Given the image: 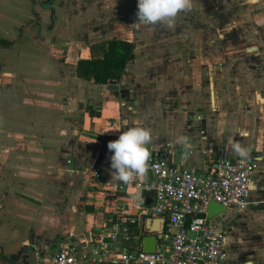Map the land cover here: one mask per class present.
<instances>
[{
  "label": "crops",
  "instance_id": "1",
  "mask_svg": "<svg viewBox=\"0 0 264 264\" xmlns=\"http://www.w3.org/2000/svg\"><path fill=\"white\" fill-rule=\"evenodd\" d=\"M137 12L135 0H0V41L15 42L0 47V264H31L29 255L20 254L25 246L54 253L62 243L94 258L96 236L117 208L131 211L134 232L133 241L120 242L119 250H143L152 234L134 208L139 188L119 193L110 186L116 179L108 149L128 124L121 109L136 111L142 105L151 111L142 113L144 119L166 123V133L152 136L149 148L170 147L173 162L177 148L186 170L206 173L220 159L262 157L248 207L229 218L223 264H239L242 258H235L243 247L234 248L237 228L245 235L262 234L255 246L264 250V0H193L192 9L181 12L172 27L135 29ZM235 38L261 61L256 73L254 67L249 70L253 84H179V77L171 84L161 76L139 77L152 72L154 55L161 52L156 42L170 45L163 51L175 54L176 71L184 74L201 72L204 61L197 58L218 48L227 67ZM112 39L135 44L134 61L118 91L76 75L78 61L91 59L90 45ZM190 57L192 62L185 61ZM131 100L133 105L126 106ZM182 105L189 115L177 112ZM180 137H187L189 146L178 143ZM234 144L247 154L237 153ZM92 170L101 178L87 183ZM145 198L144 206L153 205L155 192H145ZM162 218H152L149 225L158 228ZM250 238L242 241L246 248L252 247Z\"/></svg>",
  "mask_w": 264,
  "mask_h": 264
},
{
  "label": "built area",
  "instance_id": "2",
  "mask_svg": "<svg viewBox=\"0 0 264 264\" xmlns=\"http://www.w3.org/2000/svg\"><path fill=\"white\" fill-rule=\"evenodd\" d=\"M135 1L138 4L139 0ZM169 148H149L151 157L145 177L131 184L116 180L110 185L119 193L140 187L155 192L153 205L135 204L134 208L140 218L169 217L166 230L159 235L156 252L129 247L119 250L120 242L128 245L133 241L134 232L131 211L117 208L110 223L96 236L94 258L79 256L74 246L62 243L54 253L38 251V264H223L228 257L227 231L208 217V206L217 202L226 210L246 209L262 157L252 154L234 160L220 159L206 173H195L176 165ZM91 177L99 180L101 173L90 171L87 183H91ZM191 233L195 236H190Z\"/></svg>",
  "mask_w": 264,
  "mask_h": 264
},
{
  "label": "rangeland",
  "instance_id": "3",
  "mask_svg": "<svg viewBox=\"0 0 264 264\" xmlns=\"http://www.w3.org/2000/svg\"><path fill=\"white\" fill-rule=\"evenodd\" d=\"M155 47L157 48L156 51H161L158 54H155L154 59L151 66L149 69L152 72H143L140 73V78L143 80H153L155 77H160L163 80H168L169 83L175 84L174 79H177L175 77H179V82L183 81V83L179 84H253V81L255 80V75L253 73H250L249 70L255 69V73L257 72V64L260 61L252 59L253 57H250L248 55L250 52L247 51V46H245V42H241L239 39H233V56L231 61L227 62V67L223 66V60H224V55L222 49L218 48L217 51H212L210 55L206 56V58H197L200 61L203 60V65L200 64V70L201 72H194V73H181L176 71V56L175 54L167 55V51H163L164 49H167L168 46L166 45V42L164 44L156 42ZM220 43V44H219ZM217 47H222V42L217 41ZM243 45V46H242ZM184 48L186 49L187 46L184 45ZM245 49V51H243ZM189 51V50H187ZM215 55V56H213ZM152 58V57H151ZM257 58V57H254ZM181 60V58H179ZM185 61L192 62L193 58H187ZM213 62L215 63L216 68L213 69L212 65ZM226 65V64H224ZM198 67V71H199ZM203 67V68H202ZM188 78V79H187ZM132 101L126 105H133ZM142 105L140 108H136V111H127V110H122L121 109V118H124V114L126 119L128 120V124L125 131L130 128L131 126H136L140 125L143 127H148L150 124V120L144 119L142 117V113L146 112H151L149 105ZM148 107V108H146ZM177 106H175L176 108ZM126 108V107H125ZM124 111V114L122 113ZM178 113L183 114V115H189L190 110L185 105L179 106L178 107ZM139 116V117H138ZM160 120L155 119V121L151 122L152 124V136H157L160 137L158 134L159 132L161 133H166V123L164 119L159 118ZM153 139V137H152ZM243 210L240 209H234L233 212H229L226 214H223L219 216L215 222L219 225V227L225 231H229V218H237L240 213ZM237 232H239L238 242L235 244V249L237 250V244L242 245V248H239L237 251V256L235 258L239 257L238 259L239 264L244 263L245 261H261L264 262V250L261 248H257L255 246V238L258 236H262V234H256V233H251L248 235L240 233L239 229H236ZM240 236V237H239ZM248 239L252 240V247L246 248L245 244L246 242H243V239ZM236 263V262H234ZM234 263H228V264H234Z\"/></svg>",
  "mask_w": 264,
  "mask_h": 264
},
{
  "label": "clouds",
  "instance_id": "4",
  "mask_svg": "<svg viewBox=\"0 0 264 264\" xmlns=\"http://www.w3.org/2000/svg\"><path fill=\"white\" fill-rule=\"evenodd\" d=\"M193 0H139L137 22L132 25L135 29L156 24L167 23L174 25L176 17L184 11H190ZM185 146L187 137L177 141ZM152 143V129L136 125L123 131L118 139L108 143L109 151L113 152L111 159L112 178L131 184L135 179L145 177L148 171V161L151 157L149 145ZM232 148L242 156L247 150L239 144Z\"/></svg>",
  "mask_w": 264,
  "mask_h": 264
},
{
  "label": "trees",
  "instance_id": "5",
  "mask_svg": "<svg viewBox=\"0 0 264 264\" xmlns=\"http://www.w3.org/2000/svg\"><path fill=\"white\" fill-rule=\"evenodd\" d=\"M15 42L0 41V47L9 48ZM135 44L112 39L90 45L91 59L78 61L76 75L98 85L111 82L120 83L127 73L128 66L134 61Z\"/></svg>",
  "mask_w": 264,
  "mask_h": 264
},
{
  "label": "water",
  "instance_id": "6",
  "mask_svg": "<svg viewBox=\"0 0 264 264\" xmlns=\"http://www.w3.org/2000/svg\"><path fill=\"white\" fill-rule=\"evenodd\" d=\"M109 89L112 91H118L120 90V86L116 82H111L109 84ZM172 151L174 155V163L176 165H181L182 164V154L177 148ZM145 192H151V189H147L145 187H140L138 189L137 194H136L137 205L139 206L148 205V202L146 201V198H145ZM207 211H208V217L210 219H213L223 214L226 211V208L217 202H211L208 206ZM144 219H145L144 223L146 224V222H148V226H149L146 232L152 235L145 237L143 251L146 253H154L157 250L159 235L165 231L166 222L168 221L169 217L167 216L165 218L160 219L158 228L157 227L154 228V227H151V225H149L151 221L153 220L152 218H144ZM190 236L194 237L195 235L194 233H191ZM20 254L29 255L31 264H37V257H36L37 253L30 246H25Z\"/></svg>",
  "mask_w": 264,
  "mask_h": 264
}]
</instances>
